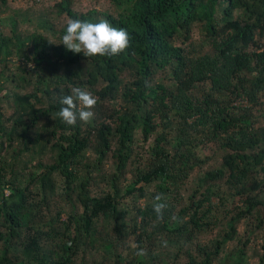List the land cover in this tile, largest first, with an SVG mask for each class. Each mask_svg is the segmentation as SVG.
Listing matches in <instances>:
<instances>
[{"label": "trees", "instance_id": "1", "mask_svg": "<svg viewBox=\"0 0 264 264\" xmlns=\"http://www.w3.org/2000/svg\"><path fill=\"white\" fill-rule=\"evenodd\" d=\"M4 2L5 0H0L1 4ZM110 2L116 9L114 15L97 13L94 9L78 14L70 8L69 0H60L56 8L59 15L65 14L68 19L79 18L91 22L107 19L114 27L125 28L130 37V47L120 55L112 57L97 55L88 58L82 52L74 53L63 44L56 45L37 35L31 40L33 53L29 60L36 67L26 68L29 61L24 60V63L20 62L18 65L16 75L0 74V106L4 99L9 98L3 80L19 89H29L34 83L41 85L45 76L47 83L42 91L48 99L46 107H37L36 93L31 92L21 99L13 94L12 101L15 102L14 111L17 119L13 126L8 128L0 116V154L1 140H12L14 134L18 133L23 137L27 149L28 143L32 142L31 135L36 140H42V136L34 130L38 122L43 121L42 131L48 132L49 138L58 136L57 158L53 164L45 166L36 174L31 183L36 181L39 184L47 202V195L54 189L51 175L60 174L64 180V193L67 199L75 196L82 209L79 217L71 211L66 224L56 226V223L54 225L47 222L42 227L31 226L36 219L31 215L36 206L29 202L23 190L11 187L9 190L11 196L8 200L3 198L5 188L1 189L0 199L2 197L4 202L0 205V228L6 229L7 232L4 234L0 232V240L5 242V253H8L12 241L26 230L27 239L22 245L27 264H72L77 249L90 238L93 221L98 216L107 219L115 237H121L124 230L123 220L128 213L121 209L119 197L93 199L85 193L84 183L80 186L76 184L79 175L77 167L81 163L82 153L93 136L98 145L97 163L100 164L109 154L115 163V171L121 173L130 158L129 146L134 130L139 128L142 141L146 142L158 128L156 119L165 117V111L171 108L179 111L180 125L176 128L178 148L192 149L191 144H195V141L190 139L189 135L198 132V128H204L209 122L212 125L213 139L219 133L227 135L231 131L232 136H228L226 143L223 144L229 153L223 160L222 169L206 173L204 180L212 183L225 179L226 183L235 189L236 195L244 197L243 203L247 206L245 214L251 213L258 206V203H254L249 197L257 184L255 181L248 184L247 174L249 170L259 167L264 162V147H261L257 154L251 155L263 142L264 132L258 139L253 137L251 119L244 114L229 120L222 118L223 112L211 94L213 91H222L230 96L243 95L253 102L256 95L264 90V44H256V35L264 38V0H110ZM236 9L241 10L237 15L234 14ZM195 22L203 25L215 50L214 56L186 58L183 49L173 44L175 35L187 33ZM64 32L65 30L60 35ZM250 45H255L257 49H249ZM15 46L17 51H20L24 44L17 41ZM6 48L7 45L0 36V56ZM6 57L7 54L3 55L1 57L3 60L0 61L5 62ZM81 62L88 66L87 76L82 75ZM171 66L174 67L172 77L176 81L174 89L149 84L157 71ZM249 70L255 72V76L253 79L245 80L243 73ZM123 73L131 76L128 83H120L119 76ZM57 78L59 80H56ZM98 80L104 85L96 91L95 111L102 116V120H95L93 126L84 132L80 126L81 121L78 120L75 126H69L56 117L61 107L60 97L70 94L68 89L61 90V86L84 88L85 83L93 86ZM205 81L210 83V93L204 95L205 108L202 109L198 108L188 95L196 83ZM51 84L55 85L52 92L49 91ZM34 88V92L39 90L38 86ZM119 89L122 91L120 94L122 105L118 109L107 111L101 108L103 101L110 102L117 97ZM180 112H183V115ZM189 112H194L198 116L190 125L186 121ZM20 126L23 127L21 131ZM169 126L168 133L171 135V124ZM162 141L164 139H160L158 144ZM183 158L186 156L180 150H174L173 156L169 159L163 155L162 149H156L153 163L148 160L141 168L143 173L137 171L136 179L124 188L120 200L132 197L138 201L144 195L142 186H149L154 181H160L157 191L165 198L168 194L174 196L176 193L174 190H177L179 183L177 177L172 175L176 172L173 162ZM4 167L0 168V180ZM138 185L140 187L135 188ZM29 187L30 185L26 186L25 191H28ZM218 196L220 195L210 193L207 189L201 194L202 200L198 204L192 203L178 212L176 199H165L164 202L168 206L162 217H157L154 212V201L143 208L138 207L134 211V217L138 220V224L134 222L133 226V231L138 232L134 243L141 246L158 238L166 239L169 243L184 240L185 244L191 239L193 232L202 231L210 226L211 222L208 221L210 212L204 205L210 204V197ZM59 218L60 216L56 217ZM232 222L228 223L229 232L216 241L214 247L198 248L194 259L189 255L187 264H214L222 247L235 237ZM70 230L74 232L72 239L67 237ZM104 248L108 251L111 244H106ZM243 254V250L235 252L234 259L237 263ZM263 260L264 256L261 263ZM3 261L12 264L6 258ZM138 264H141L140 261Z\"/></svg>", "mask_w": 264, "mask_h": 264}, {"label": "rangeland", "instance_id": "2", "mask_svg": "<svg viewBox=\"0 0 264 264\" xmlns=\"http://www.w3.org/2000/svg\"><path fill=\"white\" fill-rule=\"evenodd\" d=\"M59 1L5 0L3 4L0 3V36L7 45L3 52V55L7 54L6 61H0V74L14 76L20 62L24 63V60H30L33 53L31 41L33 36L40 35L48 42L51 41L56 45L62 44L60 33L65 30L68 18L65 14L59 15L57 13L56 4ZM69 1L70 8L78 14L86 13L89 9H94L97 13L112 15L116 12L110 0ZM240 12V9H236L234 14L237 15ZM17 41L24 44L20 51H17L18 49L15 46ZM173 44L183 49L186 58H196L203 55L212 57L215 54V50L209 42V37L203 25L199 22L193 23L187 33L182 32L175 35ZM256 44H264V38L256 35ZM249 49L257 48H255V45H250ZM3 55L0 56V60H3L1 59ZM28 63L26 68H28ZM81 65L82 75L87 76V64L81 62ZM173 70L174 67L171 66L162 71H157L149 84H158L174 89L176 81L172 77ZM33 73L35 74V72ZM243 76L245 80L253 79L255 72L249 70L244 72ZM46 79L44 76L41 85L34 83L29 89H19L14 85H10L11 83H7V80H3L10 98L4 99L0 106L1 121L5 122L6 127H12L17 119L14 111L15 102L12 101L13 94L21 99L22 96L31 92L36 93L37 107L47 106V95L42 91L45 89ZM56 80H59V78ZM119 80L121 84L128 83L131 76L123 73L119 76ZM103 85L104 83L98 80L93 86L85 83L84 88L95 96L96 91ZM35 86L39 88L36 92H34ZM54 86V84H51L49 87L50 92L53 91ZM60 89H68L70 93L71 87L61 86ZM121 92L119 89L117 97L113 101H103L101 108L106 111L118 109L122 105ZM207 93H210V83L205 81L196 83L189 91L188 96L198 108L204 109L203 97ZM211 95L213 100L217 102L218 108L223 112L222 118L229 120L244 114L251 119L252 136L257 139L262 137V132H264V90L256 95L253 102L243 95L230 96L222 91H213ZM93 111L95 113L93 120L88 123L82 121L80 123L84 132H87L93 126L95 120H102V116L96 113L95 107ZM178 114L179 111L174 108L165 111V117L156 119L158 128L146 142L142 141L139 128L134 130L129 146L130 158L119 174L115 171V163L109 154L100 164L97 163L98 145L93 136L90 137L89 144L82 153L81 163L77 167L79 175L76 184L80 186L81 183H84L85 193L93 199H101L106 196L116 199L119 197L118 202L121 209L126 210L128 214L123 220L124 230L120 238L113 235L111 224L107 222L106 218L98 216L94 219L89 234L90 238L86 239L84 244L82 243L77 249L72 264H138L139 261L141 264H187L189 255L194 259L198 248L204 246L214 247V243L223 238L226 232H229L228 223L232 220L235 237L233 241L222 247L221 253L214 264H264V260L261 263V258L264 256V162L259 167L248 171V184L252 181L257 184V187L251 190L249 197L254 203H258V206L251 213L245 214L247 206L243 203L244 197L236 195L235 189L229 186L225 179L212 183H207L204 180L206 173L222 169L223 160L229 153L223 147V144L226 143L225 140L228 136H232L231 131L227 135L219 133L213 139L211 135L212 125L209 122L204 128H198V132L189 135L190 139L195 141V144H191L192 149L178 148L176 144L178 143L176 128L180 125ZM180 114L183 115V112H180ZM197 118L198 116L194 112H189L186 116L187 124L194 123ZM170 124L171 135L168 133ZM22 128L20 126V131L23 130ZM41 128H43V121H39L34 130L42 136V140H36L31 135L30 141L32 142L28 143V149L23 142V137L18 133L13 135L12 140H1L0 168L1 166L5 167L1 173L3 177L0 180V190L5 188V197L3 198L8 200L11 196L9 193L11 187L23 190L29 202L36 206L31 214L36 219L33 220L31 226L42 227L47 222L49 224L54 223V225L56 223V226H58L67 223V217L71 211L76 217H79L82 214V209L75 196H70L67 199L64 193V180L60 174L51 175L54 189L47 195V202L44 200L46 196L44 192H41L39 184L36 181L31 183L36 174H39L45 166L53 164L57 158L58 148L56 142L58 136L49 138L48 132L42 131ZM160 139H164V141L158 144ZM111 145L114 146V143ZM261 147H264V140L254 149L251 155L257 154ZM156 149H162L163 155H166L169 159L173 156L174 150H180L186 156L185 159L173 162L176 172L172 175L177 177L179 186L177 190H174L176 191L174 196L168 194L166 197V199H176V212L190 206L192 203L198 204L202 200L201 194L207 189L210 190V193L220 195L210 197V204L204 205L205 209L210 212V216H208V221L211 222L210 226L202 231L193 232V236L185 244L183 243L184 240L169 243L166 239L158 238L141 246L134 243L135 236L138 234V232L133 231L134 224H138V220L134 217V211L138 207L143 208L154 201L153 196L159 193L157 186L160 181H154L149 186H142L144 195L138 201H135L132 197H124L120 200L124 188L136 179L137 171L143 173L141 168L148 160L153 163ZM28 185H30L29 190L25 191V187ZM138 187L140 185L135 188ZM3 198L0 199V205L4 202ZM17 201L19 200L17 199ZM57 216H60V218L56 219ZM56 220L58 221L56 222ZM0 232L4 234L7 231L0 228ZM27 235L28 232L23 230L20 236L12 241L8 253H5V242L0 240V264H7L3 261L4 258L12 264H27L24 259L22 245L26 242ZM73 235V230H70L67 237L72 239ZM106 244H111L108 251L104 248ZM139 249H143L145 255H136ZM241 250L244 251V254L237 263L234 254L236 251ZM47 251H49L48 245Z\"/></svg>", "mask_w": 264, "mask_h": 264}, {"label": "clouds", "instance_id": "3", "mask_svg": "<svg viewBox=\"0 0 264 264\" xmlns=\"http://www.w3.org/2000/svg\"><path fill=\"white\" fill-rule=\"evenodd\" d=\"M61 41L69 51L82 52L88 58L97 55L118 56L130 47L128 31L125 28L114 27L107 19L91 22L79 18H69L66 21ZM27 67L34 69L36 66L29 61ZM59 103L61 107L56 113V117H59L66 125L75 126L78 120L88 123L95 117L93 109L97 104V98L83 87H71L70 94L62 95ZM52 118L55 119L53 116ZM165 199L161 193L154 197L153 210L157 217H162L168 206L164 202ZM136 255L143 256L145 251L139 249Z\"/></svg>", "mask_w": 264, "mask_h": 264}]
</instances>
